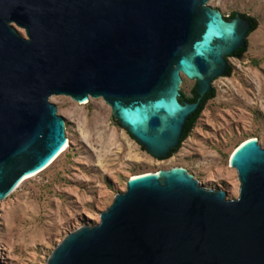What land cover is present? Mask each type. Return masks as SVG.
I'll return each mask as SVG.
<instances>
[{"label":"water","instance_id":"1","mask_svg":"<svg viewBox=\"0 0 264 264\" xmlns=\"http://www.w3.org/2000/svg\"><path fill=\"white\" fill-rule=\"evenodd\" d=\"M207 2L0 0V200L67 143L52 95L101 97L143 150L165 157L250 33L251 19ZM182 75L195 81L193 102L178 99ZM228 164L235 198L183 166L129 176L46 264H264V148L249 137Z\"/></svg>","mask_w":264,"mask_h":264},{"label":"rangeland","instance_id":"2","mask_svg":"<svg viewBox=\"0 0 264 264\" xmlns=\"http://www.w3.org/2000/svg\"><path fill=\"white\" fill-rule=\"evenodd\" d=\"M207 4L222 15L252 16L257 27L246 36L241 60L227 56L230 74L212 81L215 96L178 149L162 159L143 150L101 97L78 103L62 94L50 96L65 120L67 147L0 200V264H46L69 231L99 221L100 211L131 175L183 166L205 186L224 189L228 198L238 195L237 175L228 164L231 151L249 137L264 148V0ZM194 84L182 75L180 91L189 94Z\"/></svg>","mask_w":264,"mask_h":264},{"label":"trees","instance_id":"3","mask_svg":"<svg viewBox=\"0 0 264 264\" xmlns=\"http://www.w3.org/2000/svg\"><path fill=\"white\" fill-rule=\"evenodd\" d=\"M235 13H236L235 11H232V12L228 13V15H223V17L228 19V18L233 17ZM240 14L243 15V16H246V17H248L249 19L252 20V23H251V26H250V30H249L250 32H252L257 27V20L254 17L246 15L244 13H240ZM244 51H245V48H239V49L235 50L231 55L235 56L237 58H240V57L243 56ZM254 63H255V61H254ZM230 69L231 68L228 65L227 66V70H226L225 73L228 74L230 72ZM197 96H198V94L196 92L195 85H194V87L191 89L189 94H185L184 92L180 91V95H179L178 99L179 100H187L189 102H193V101L196 100ZM214 96H215L214 95V89H212L210 92L206 93L202 97L198 109L194 113H192L190 115L189 119L186 121V124H185L184 130H183V132L181 134V138H180L179 143L174 148L170 149V151L168 152V154L165 157L171 155L173 152H175L178 149V147L180 145V142L184 138L187 137V135L190 133V131L194 127V125L196 123V120L198 119L201 111L203 110V107H204L206 101L209 98L214 97ZM165 157H163V158H165Z\"/></svg>","mask_w":264,"mask_h":264},{"label":"bare ground","instance_id":"4","mask_svg":"<svg viewBox=\"0 0 264 264\" xmlns=\"http://www.w3.org/2000/svg\"><path fill=\"white\" fill-rule=\"evenodd\" d=\"M87 101V100H86ZM67 143H68V139H67ZM67 143L65 144V146L60 150V152H62V151H64L65 150V148L67 147ZM236 147V146H235ZM33 175H35V174H33ZM33 175H31V176H33ZM30 177V176H29Z\"/></svg>","mask_w":264,"mask_h":264}]
</instances>
